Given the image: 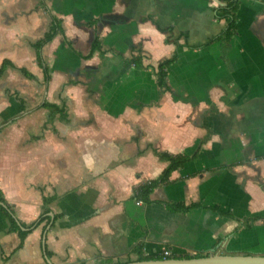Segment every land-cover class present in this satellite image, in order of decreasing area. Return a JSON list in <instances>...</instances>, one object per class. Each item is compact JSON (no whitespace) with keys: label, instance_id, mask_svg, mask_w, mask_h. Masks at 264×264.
I'll use <instances>...</instances> for the list:
<instances>
[{"label":"crops","instance_id":"crops-1","mask_svg":"<svg viewBox=\"0 0 264 264\" xmlns=\"http://www.w3.org/2000/svg\"><path fill=\"white\" fill-rule=\"evenodd\" d=\"M238 2L226 37L218 0H0V192L29 232L0 209V264L264 256V0ZM155 150L190 159L138 205Z\"/></svg>","mask_w":264,"mask_h":264},{"label":"trees","instance_id":"trees-1","mask_svg":"<svg viewBox=\"0 0 264 264\" xmlns=\"http://www.w3.org/2000/svg\"><path fill=\"white\" fill-rule=\"evenodd\" d=\"M218 1L220 2V4L214 8L215 13H216L215 15L218 19H224L228 22V28L225 31V36L228 37L231 35L232 31L235 29V17H236V11H237L239 2L238 0H218ZM61 32H63V29L61 27L60 21H55V25L52 27L51 31L45 35L44 39L37 42L36 47L38 48V50H40L45 44L52 41L55 35ZM99 49H100V41L99 39H95L92 44L91 53L87 57H90L93 54V52ZM175 59H176V56L166 59L160 62L157 67L156 74L158 77V81H159V84L163 87L166 86L167 68ZM133 62L136 65H139L141 63V57L139 56L137 58H134ZM39 63L40 64L42 63L41 60H39ZM2 72H3V67L0 69V74ZM45 72H46V78L49 79L50 77L48 74L49 68L45 67ZM47 105L51 106L49 104ZM155 153L160 158V160L168 161L169 164L158 179L150 180L148 182L142 183L135 187L134 194H135L136 199L142 200L145 203L151 202L150 195L153 192V190L161 183L168 181L169 176L173 170L177 169L178 167H181L185 162H188L190 159L189 156L184 155V154H171L166 151H158V150H155ZM0 200L6 203L5 198L1 192H0ZM197 206H198L197 204H191L190 206H183L182 204L178 203L176 205H172L171 207L174 210L188 211L191 208H194ZM0 209L8 217L10 221V230L15 231L19 234L21 238V242L19 246H21L23 243V240L25 239L26 235L29 232L21 230L16 220L11 216V214L4 207L0 206ZM204 255H207V254L198 253L195 256L189 255V254H182V255L174 256V258H191V257H201ZM163 258H173V257L172 256L164 257L162 255L140 257V259L142 260L163 259Z\"/></svg>","mask_w":264,"mask_h":264},{"label":"water","instance_id":"water-1","mask_svg":"<svg viewBox=\"0 0 264 264\" xmlns=\"http://www.w3.org/2000/svg\"><path fill=\"white\" fill-rule=\"evenodd\" d=\"M0 205L4 207L9 213L12 212L8 209L6 204L0 200ZM14 216V215H13ZM23 230H26L21 226ZM44 244V239H43ZM44 248V245H43ZM48 264H52L51 260L45 254ZM120 264H264L263 255H251V254H220L209 253L201 257L191 258H163V259H150L139 260Z\"/></svg>","mask_w":264,"mask_h":264},{"label":"built area","instance_id":"built-area-1","mask_svg":"<svg viewBox=\"0 0 264 264\" xmlns=\"http://www.w3.org/2000/svg\"><path fill=\"white\" fill-rule=\"evenodd\" d=\"M137 204H138V205H139V204H142V201L139 200V201L137 202ZM169 255H170V252H169V251H165V252H164V256H169Z\"/></svg>","mask_w":264,"mask_h":264}]
</instances>
